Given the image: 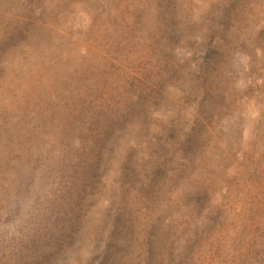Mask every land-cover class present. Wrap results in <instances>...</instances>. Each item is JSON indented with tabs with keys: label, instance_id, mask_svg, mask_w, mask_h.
Returning a JSON list of instances; mask_svg holds the SVG:
<instances>
[{
	"label": "rangeland",
	"instance_id": "rangeland-1",
	"mask_svg": "<svg viewBox=\"0 0 264 264\" xmlns=\"http://www.w3.org/2000/svg\"><path fill=\"white\" fill-rule=\"evenodd\" d=\"M0 264H264V0H0Z\"/></svg>",
	"mask_w": 264,
	"mask_h": 264
}]
</instances>
